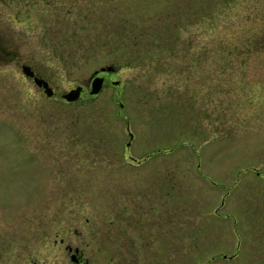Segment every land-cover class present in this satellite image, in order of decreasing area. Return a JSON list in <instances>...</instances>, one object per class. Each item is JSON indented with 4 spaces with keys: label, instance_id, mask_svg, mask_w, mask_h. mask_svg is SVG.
<instances>
[{
    "label": "rangeland",
    "instance_id": "374dc122",
    "mask_svg": "<svg viewBox=\"0 0 264 264\" xmlns=\"http://www.w3.org/2000/svg\"><path fill=\"white\" fill-rule=\"evenodd\" d=\"M63 3L0 0V264H264V0Z\"/></svg>",
    "mask_w": 264,
    "mask_h": 264
},
{
    "label": "water",
    "instance_id": "95a60500",
    "mask_svg": "<svg viewBox=\"0 0 264 264\" xmlns=\"http://www.w3.org/2000/svg\"><path fill=\"white\" fill-rule=\"evenodd\" d=\"M113 70H114V67L108 65V66H105V67H101L98 70H95L91 74V76H90V78L88 80V83H89V92L88 93H89V95L95 96L103 88L104 78L102 76H99L98 73L100 71H113ZM21 71H22L23 75H25V77L31 78L33 83L37 87L41 88L43 90L44 94L47 97L53 96L54 91H53L52 87L49 85V82L46 79H44L43 77L35 74L34 70L32 69V67L30 65L23 64L21 66ZM118 83H119V81H114L113 82L114 85H117ZM82 91H83V86L82 85H77L74 88H71L70 90L64 92L61 95V97L66 102H74V101H77L80 98ZM119 107L122 108L123 104L120 103ZM126 130L128 132V136H129V141L126 143V147H128L129 144H130L131 139L133 138V134L130 131L128 125L126 126Z\"/></svg>",
    "mask_w": 264,
    "mask_h": 264
},
{
    "label": "flooded vegetation",
    "instance_id": "af4514ba",
    "mask_svg": "<svg viewBox=\"0 0 264 264\" xmlns=\"http://www.w3.org/2000/svg\"><path fill=\"white\" fill-rule=\"evenodd\" d=\"M12 51L9 50V49H3L0 47V60H4V61H8L11 59V57H13V53H11ZM3 55H6V57H4ZM17 62V61H16ZM24 63H22L21 65H23ZM26 64V63H25ZM29 65V64H27ZM32 67V66H31ZM32 69L34 70L35 74H37V72L35 71V69L32 67ZM115 71V69L113 71H100L98 73L99 76H102L104 78V82H103V85L105 87H108L109 84H113L114 81H117L115 79L112 78V75H113V72ZM39 75V74H37ZM31 79V78H29ZM32 80V79H31ZM118 85V84H117ZM116 86V85H114ZM40 91L43 92V90L39 87H37ZM53 89V88H52ZM54 91V89H53ZM83 91H84V87H83ZM82 91V92H83ZM44 93V92H43ZM55 94V91L53 93V95ZM82 94V93H81ZM129 159L135 163V165H140L143 163V160H137L136 158H134L133 156L131 155H128ZM60 242H63V240H60ZM67 249V252H68V255L70 257V259L76 263V264H81L84 260H83V255H82V252L78 250V248H72L71 246H66L65 247ZM127 254H128V251H127Z\"/></svg>",
    "mask_w": 264,
    "mask_h": 264
},
{
    "label": "trees",
    "instance_id": "16d2710c",
    "mask_svg": "<svg viewBox=\"0 0 264 264\" xmlns=\"http://www.w3.org/2000/svg\"><path fill=\"white\" fill-rule=\"evenodd\" d=\"M60 1L64 2L61 6L62 8L65 5L66 0H60ZM97 1L102 2V1H107V0H97ZM25 2L27 3L29 2V0H25ZM33 3H39V0H33ZM243 42L248 43L246 49L242 48L241 54L239 53V50L237 49L236 52H234V54H237L242 58L251 56L252 54H256V55L263 54L264 55V25L260 28L259 32L248 34L247 36H245V39H243Z\"/></svg>",
    "mask_w": 264,
    "mask_h": 264
}]
</instances>
